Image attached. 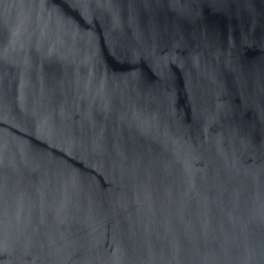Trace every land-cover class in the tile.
<instances>
[{"label":"water","instance_id":"obj_1","mask_svg":"<svg viewBox=\"0 0 264 264\" xmlns=\"http://www.w3.org/2000/svg\"><path fill=\"white\" fill-rule=\"evenodd\" d=\"M0 264H264V0H0Z\"/></svg>","mask_w":264,"mask_h":264}]
</instances>
